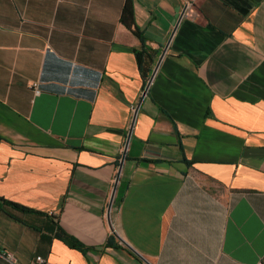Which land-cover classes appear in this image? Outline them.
<instances>
[{"label":"crops","instance_id":"obj_1","mask_svg":"<svg viewBox=\"0 0 264 264\" xmlns=\"http://www.w3.org/2000/svg\"><path fill=\"white\" fill-rule=\"evenodd\" d=\"M126 2L0 0V264H262L264 0Z\"/></svg>","mask_w":264,"mask_h":264},{"label":"trees","instance_id":"obj_2","mask_svg":"<svg viewBox=\"0 0 264 264\" xmlns=\"http://www.w3.org/2000/svg\"><path fill=\"white\" fill-rule=\"evenodd\" d=\"M121 22L123 25H125L129 30H131L134 35H136L141 42V46L138 50H135L136 52V57L138 60L139 68L141 71L142 76L146 79L149 80L150 77L152 76V73L154 71V66L157 61V58L160 54V51L158 49L152 48L149 44L147 39L141 34L135 19H134V3L133 0H127L125 9L123 11L122 17H121ZM0 207L7 212L6 208H14L18 209L24 212H30L31 210L28 209L27 207L12 202L8 201L4 198H0ZM60 238L66 242L69 246L72 248L85 251L86 248L80 244L76 239L73 237L67 235L66 233H60ZM112 242H110V245Z\"/></svg>","mask_w":264,"mask_h":264},{"label":"built area","instance_id":"obj_3","mask_svg":"<svg viewBox=\"0 0 264 264\" xmlns=\"http://www.w3.org/2000/svg\"><path fill=\"white\" fill-rule=\"evenodd\" d=\"M200 0H187L183 16H186L188 18H191L192 20L196 21L200 17V12L197 9V2ZM34 89L37 93H40V89L38 87V84H34ZM6 259L11 263L15 264V257L12 253H7L6 254ZM33 264H46V260L42 256L36 257L34 260Z\"/></svg>","mask_w":264,"mask_h":264},{"label":"water","instance_id":"obj_4","mask_svg":"<svg viewBox=\"0 0 264 264\" xmlns=\"http://www.w3.org/2000/svg\"><path fill=\"white\" fill-rule=\"evenodd\" d=\"M161 60H162V57H161ZM159 64H160V62H159ZM159 64H158V66H159ZM158 66H157V69H158ZM156 73V70H155V72H154V74ZM153 74V75H154ZM151 81H152V79H151ZM262 264H264V261L262 262Z\"/></svg>","mask_w":264,"mask_h":264}]
</instances>
